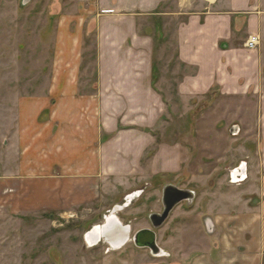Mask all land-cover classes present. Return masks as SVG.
Returning <instances> with one entry per match:
<instances>
[{"label":"rangeland","instance_id":"obj_1","mask_svg":"<svg viewBox=\"0 0 264 264\" xmlns=\"http://www.w3.org/2000/svg\"><path fill=\"white\" fill-rule=\"evenodd\" d=\"M181 1L167 0L160 7L167 15L157 19L163 34L156 38L152 84L166 110L155 126L144 129L153 140L140 159L139 174L97 176L87 189L80 185L72 190L71 197L67 187L56 190L55 197L50 188L44 209L30 206L24 215L0 207V264H166L207 250L213 236L206 230L207 217L216 223L213 233H222L223 223L215 216L243 211L248 182L241 175L235 180L232 171L243 164L249 168L260 156L253 135L264 127V0H246L240 10L230 13L228 37L219 44L224 58L229 53H242L237 74L241 88L236 94L225 93L226 86L216 81L206 92L188 97L178 92L179 79L172 76L175 72L177 76L193 74L192 67L176 60L174 33L177 24L186 20L187 12L201 2L185 0L186 8L179 11ZM234 1L216 0L221 11ZM79 3L0 0V173L8 148L16 140L18 104L24 97L46 94L52 85L59 26L67 19L66 27L73 29L76 20L70 15L76 14ZM85 13L81 8L77 16L88 28ZM252 36L257 37V45L248 49L246 43ZM84 41L88 49L79 69L81 81H90L88 88L95 78L96 63L91 35ZM224 60L228 81L238 63ZM250 67L246 86L243 72ZM234 125L238 127L235 135L230 132ZM171 147L179 151L178 165L172 171L161 170L164 159H157L156 154ZM155 161L160 163L159 171L154 170ZM169 184L194 191V197L178 203L155 228L150 215L161 212L162 192ZM136 191H140L138 196L125 201ZM109 212L130 224L128 239L118 247L103 236L90 243L88 233L104 225ZM140 228L154 230L159 255L134 244L132 236ZM167 251L173 253L172 259Z\"/></svg>","mask_w":264,"mask_h":264},{"label":"crops","instance_id":"obj_2","mask_svg":"<svg viewBox=\"0 0 264 264\" xmlns=\"http://www.w3.org/2000/svg\"><path fill=\"white\" fill-rule=\"evenodd\" d=\"M166 1L80 0L75 16L70 15L76 20L72 30L64 18L52 85L46 94L24 97L18 104L16 140L0 173V207L5 212L24 215L30 206L43 210L50 188L55 197L56 190L67 187L71 197L78 186L87 189L92 178L139 174L140 159L153 140L144 129L155 126L166 110L152 84L156 38L163 34L157 19L167 15L160 12ZM184 1L179 11L186 8ZM200 2L175 28L176 60L193 68V74L172 72L179 79L178 92L185 97L201 94L219 81L226 86L225 93L236 94L241 88L237 74L242 53L224 58L219 44L228 37L230 13L240 10L246 0H235L225 11L216 0ZM81 8L88 28L77 16ZM88 34L96 71L92 86L86 88L90 81H81L79 68ZM224 59L238 63L228 81ZM243 61L248 63L246 57ZM251 70L243 72L246 86ZM253 138L258 142V163L236 169L238 177L244 172L248 182L243 211L215 216L224 230L211 234L207 250L183 260L172 259L173 253L167 251L172 260L166 264H264V127ZM178 155L175 147L160 149L156 156L164 159L161 170H175ZM158 164L154 170H160Z\"/></svg>","mask_w":264,"mask_h":264},{"label":"water","instance_id":"obj_3","mask_svg":"<svg viewBox=\"0 0 264 264\" xmlns=\"http://www.w3.org/2000/svg\"><path fill=\"white\" fill-rule=\"evenodd\" d=\"M28 1L29 0H23V4L27 3ZM230 132L233 135L237 134L238 133L237 125H234L230 129ZM193 197H194V191H192V190L180 189V188H177L176 186L171 185V184L166 185L163 189V194H162V203L164 206L163 212L161 214L154 213V214L150 215V220L152 221L153 227L157 228V227L161 226L163 224V222L166 220V218L168 217L170 211L178 203H180L183 200L191 201L193 199ZM114 211H115V209H114ZM205 226H206V230L208 233H213L214 224L209 217H207L205 219ZM121 229H122L123 233H126L124 241L122 242V244H124L126 239H127L129 229L127 226H124V227L121 226ZM143 235H146V237L149 239V242L144 243V244L139 242V238H141ZM133 238H134V244L136 246L147 247L153 255H159L161 253V250L155 241L156 235H155L154 231H152L148 228H142L134 234Z\"/></svg>","mask_w":264,"mask_h":264},{"label":"bare ground","instance_id":"obj_4","mask_svg":"<svg viewBox=\"0 0 264 264\" xmlns=\"http://www.w3.org/2000/svg\"><path fill=\"white\" fill-rule=\"evenodd\" d=\"M242 172L241 177L244 176ZM236 175L233 177L235 178ZM140 191H136L134 193H131L130 196H128L127 200H131L133 197L138 196ZM120 221L117 219L116 216L112 215V213L107 214V222L106 225H99L92 228V230L88 233V241L90 243L98 241V239L103 236L105 239L110 242L111 245L114 247H118L122 244L125 238V234L122 232Z\"/></svg>","mask_w":264,"mask_h":264},{"label":"flooded vegetation","instance_id":"obj_5","mask_svg":"<svg viewBox=\"0 0 264 264\" xmlns=\"http://www.w3.org/2000/svg\"><path fill=\"white\" fill-rule=\"evenodd\" d=\"M234 175H236L235 178L233 177ZM232 177H233L234 179H236V178L238 177V172H237V170H235V171L232 172ZM162 194H163V192H162ZM163 209H164V206H163V203H162L161 212H159V214H161V213L163 212ZM157 213H158V212H157ZM117 219L119 220V218H117ZM119 221H120V220H119ZM149 221L151 222L150 224H152V221H151V220H149ZM104 222H105L104 225H106L107 218H106V220H105ZM120 223H122V222L120 221ZM104 225H103V226H104ZM121 226H123V227H124V226H127L128 229H129V232H128V233H130V231H131V230H130V229H131L130 224H126V225H125V223H122ZM152 226H153V225H152ZM140 229H142V228H140ZM140 229H138V230H140ZM148 229L152 230V228H148ZM138 230H137V231H138ZM137 231H135L134 234H135ZM152 231H154V230H152ZM154 233H155V232H154ZM134 234H133V236H132V240H133V242H134V238H133V237H134ZM128 237H129V235H128ZM128 237H127V239H128ZM127 239H126V240H127ZM155 241H156V240H155ZM125 242H126V241H125ZM139 242L142 243V244H144V243L149 242V239L146 237V235H143L141 238H139ZM156 244H157V241H156ZM157 245H158V244H157Z\"/></svg>","mask_w":264,"mask_h":264},{"label":"built area","instance_id":"obj_6","mask_svg":"<svg viewBox=\"0 0 264 264\" xmlns=\"http://www.w3.org/2000/svg\"><path fill=\"white\" fill-rule=\"evenodd\" d=\"M256 45H257V37L255 36L250 37L246 43V47L248 49H254Z\"/></svg>","mask_w":264,"mask_h":264}]
</instances>
